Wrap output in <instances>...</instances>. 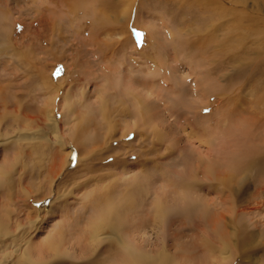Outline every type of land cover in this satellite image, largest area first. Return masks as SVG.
<instances>
[{"label": "rangeland", "instance_id": "obj_1", "mask_svg": "<svg viewBox=\"0 0 264 264\" xmlns=\"http://www.w3.org/2000/svg\"><path fill=\"white\" fill-rule=\"evenodd\" d=\"M131 1L104 8L100 0H0V140L8 137L0 174L11 176L0 188V209L9 212L8 258L14 237L30 242L38 261L40 254L48 261L62 250L82 252L79 241L83 252H113L114 241L85 240L99 209L118 204L124 225H133L147 221L157 194L170 198L175 182L198 181L207 202L227 198L216 206L227 217L213 244L253 241L231 264H264V45L241 24L243 10L262 1L217 0L219 17L200 0ZM128 12L131 19L142 13L144 25L129 27ZM51 111L68 148H79L69 167L72 154L47 121ZM36 131L48 140L15 139ZM217 176L233 178L224 192ZM50 183L58 199L47 198ZM35 199L52 207L38 211ZM203 206L182 210L184 234L169 238L171 252L213 232L208 221L206 233L192 229ZM177 216L168 230L178 228ZM146 229L143 236L153 237Z\"/></svg>", "mask_w": 264, "mask_h": 264}, {"label": "bare ground", "instance_id": "obj_2", "mask_svg": "<svg viewBox=\"0 0 264 264\" xmlns=\"http://www.w3.org/2000/svg\"><path fill=\"white\" fill-rule=\"evenodd\" d=\"M100 1L104 2V5H102L104 8L112 6L114 2V0H100ZM140 1L143 3V1H146V0H140ZM200 1H204L205 4H207L208 2V4L210 3V4L215 5V7L207 10L209 12L210 17L211 16L219 17L222 15L221 14L222 12L219 13V8H218L219 2L217 0H200ZM261 1L262 2H259V3L258 2L253 3L254 6L256 7L251 8V9L245 8V10H243V23L241 21V24H242L243 30H245L246 32V35L257 36L260 45L261 43L264 45V0H261ZM136 2L137 0L135 2L134 0H132L130 2L131 6L135 5ZM223 5H224L223 7H227L226 3H224ZM128 14H129V18L125 14L123 17L124 19L123 21H126L129 27L132 24H134L135 26H141V24H143L139 20V17H141L142 13L140 14L139 12H137L134 15V18L132 19H131L132 13L128 12ZM127 18L128 20H126ZM47 121L49 123V127L52 128L55 134L57 143L61 145L62 148H68V144H67L68 142H67L66 135L65 134L63 135L62 134L63 132L60 133L58 131L59 122L55 118L54 111H51L49 115H47ZM15 139L20 140V141L21 140H32V139L48 140V137H46L44 132L41 133L39 131L38 132L36 131L33 133H21L15 136ZM7 140H8V137L6 140H3V139L0 140V150H1V147L4 145V143L8 142ZM78 149L79 148L75 147L74 145L70 147L69 150L72 155H71V159L67 162V167L74 165L78 161L79 159ZM251 151L252 150H250V148L246 150L244 153L245 157H250L252 153ZM209 167H211V165L206 166V168H209ZM206 174L208 175V173ZM9 176H10L9 173H2V175L0 174V188L1 186L8 184V179L11 178V176L10 177ZM215 178H218L221 181L220 186H218L219 192H224L225 187L231 182H233V178H231L230 176H222V177L217 176ZM174 184L176 185L175 187L177 189L175 193L172 196H170V198L168 197L169 195H167L163 191L155 196V199L154 201L151 202V204L149 203L150 206L153 208L151 209L154 211L151 214H146L147 221L144 219L143 221L136 222V224L133 223V225L130 224V225L125 226L124 224L127 218L123 215V213L121 215L118 214L117 212L119 210L117 209L118 204L115 205L116 208L114 206H111L107 208L102 207L101 209L98 210L100 218L95 219V221L91 219V221L89 222L91 234H89V236H85V240L86 242H88V244H91V245H93L94 242L95 244H101L102 242H105V241H110V242L114 241L115 242L114 248L112 247L114 249L113 252H83L84 251L83 249L85 247H83V245L81 246L80 241H79L78 243L80 247L79 249L82 252H64L62 250L61 252H55V255H56L55 257L60 258L59 261L61 262V259L70 260L71 258V260H73V258L75 259L76 256L81 255L83 257L82 259H80V260H83L81 261L82 264H231L239 256L243 258V253L239 252L240 248L244 247V249L245 248L249 249L247 251L250 252L254 244L252 243L253 241L249 242L250 241L249 239H247L249 241H246L243 239V241L241 240V242L239 241V239L238 240L233 239L230 242L223 244L222 245L223 247L219 246L221 244L217 245L219 246V248L216 246V244H213L212 242V240L216 241V238H217L214 231L216 230V232L218 233V228L221 227L220 225L225 224V219L227 217L226 211L222 210L220 211V213H218L216 206H219V207L222 206L220 208L222 209L224 206V203H226L227 198L225 197L223 198V196L221 195V197H219L218 203L215 204L214 199H209V201L207 202L202 197V194H200V191L202 189H200V183H198V181L196 183H192L185 187H184L183 182H180V181H177ZM54 188H53V183H50L48 187L47 198L58 199L57 197L58 192ZM51 201L52 200L50 199H46V201L45 202L42 201L43 202L42 203V202L37 201V199H35V200H32L31 203L36 204V206H38V211H41L42 208L50 209L52 207ZM120 204L122 206L121 202ZM201 204H204V206L201 208V210H199L198 212L194 214L195 224L192 229L198 230L199 232H202V233H206L208 231V228L207 227H206L207 229L205 228L207 230L205 232L204 224L206 223V221H208L212 225L210 229L211 231H213L212 232L213 234L209 232L207 239L203 240L202 242H198V241L196 242L192 240L193 241L192 244L190 242L188 244L187 242L188 245L183 246V247H178V246L174 247L173 249H175V251L171 252L172 246H170V244L168 243L169 238H172V241H174V239L176 240L177 238L180 239L181 237H183V234H184L182 225L183 223H185V221H183V217H182L183 214H181L182 210L188 209L189 207H190L189 209L194 210L195 207H198ZM136 208H138L137 204H136ZM3 209H0V264H54L55 257L54 258L51 257L48 261L47 260L45 261L44 256L42 254L39 255V258L43 259L44 261L40 259L39 261L36 260L34 258V255L36 254L35 252L31 251L32 247L30 246L32 245L30 244V242L18 241V239L15 237L13 238L16 240H14L12 258H8L9 254L7 252H9L10 246L6 243H7V238L9 237L11 233L10 226H9V220L7 216L9 215V212ZM175 213L178 214L177 216L178 219L177 221H175V224L178 223L177 225L178 228L174 230L173 229L168 230L169 219L172 216V214H175ZM113 214L116 216H113ZM245 224L246 223H243L244 227H246ZM17 226H18V231H19L22 229L23 225H17ZM37 227H38V223L33 221L29 224L28 228L33 231V229ZM227 227L228 226H224L222 230L224 231ZM146 228L147 229L149 228L153 232L154 234L153 237L148 238V237L143 236V230H145ZM230 229L232 232L231 234H233L234 236H237L236 234L240 233V230L237 228L234 229L230 227ZM241 229L245 230L244 228H241ZM24 233L22 234V236L24 235ZM123 235L131 238V242L129 243L128 241H126L127 238H125ZM222 236H223V233H222ZM253 236H256V235H252V237ZM219 238H220V235H219ZM219 238L217 239L219 240ZM202 247L205 248L206 252H198L202 250L201 249ZM238 248L239 250H237ZM46 249H48V247ZM182 250H185V251H182ZM71 260L70 262L73 264V262L75 261L72 262ZM247 260H248L247 261L248 263H251V262H254L255 258L250 253V255L247 256ZM64 263L66 264V262ZM81 263L77 262V264H81Z\"/></svg>", "mask_w": 264, "mask_h": 264}, {"label": "snow or ice", "instance_id": "obj_3", "mask_svg": "<svg viewBox=\"0 0 264 264\" xmlns=\"http://www.w3.org/2000/svg\"><path fill=\"white\" fill-rule=\"evenodd\" d=\"M138 35H139V33H138ZM205 111H207V109H205Z\"/></svg>", "mask_w": 264, "mask_h": 264}]
</instances>
